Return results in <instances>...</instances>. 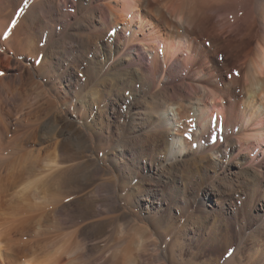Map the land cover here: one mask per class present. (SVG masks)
Instances as JSON below:
<instances>
[{
  "label": "bare ground",
  "instance_id": "6f19581e",
  "mask_svg": "<svg viewBox=\"0 0 264 264\" xmlns=\"http://www.w3.org/2000/svg\"><path fill=\"white\" fill-rule=\"evenodd\" d=\"M12 13L22 17L9 40L2 39L4 49L28 55L36 50L46 55L62 46L65 57L56 63L54 58H46L38 73L45 69L59 73L58 66L72 59L90 71L89 82L99 77L114 81V86H107L108 95L115 88L114 97L102 96L98 105L108 110L107 116L120 108L126 110L125 123L117 132L119 145L123 147L130 138L131 148H136L138 138L155 136L156 142L151 145L163 155L159 162L171 165L186 150L180 138L184 127L179 129L177 124L189 122L190 112L196 109L204 120L213 119L214 127L207 129L212 141L219 144L212 151L220 156V163H229L241 146L234 157V164L240 166L238 172L247 175L255 188L262 186L264 0H0V34L9 26ZM75 29L83 33L77 42L84 48L81 57L74 55L73 38L58 39V35ZM16 65L18 74L8 76ZM22 67L0 50V264H61L59 253L36 255L31 251L35 242L28 236L34 228L33 217L21 211L31 206H24L30 192H47L44 187H49V183L40 177L41 173L61 170L56 183L63 185V166L65 172H73L78 166L63 163V140L59 139H63V116L52 93L43 92L42 103L30 104L23 114L15 115L14 104L21 102L19 96L24 87L44 88L36 80L38 75ZM52 78L59 87L57 93L63 95L61 75ZM86 86L87 83L81 87ZM193 101L199 105L193 106ZM136 117L143 118L144 130H139L134 122ZM168 123L176 124V128L167 127ZM19 125L24 133L10 136L12 127ZM23 136L25 145L20 143ZM83 138L87 141L85 134ZM250 138L262 148L253 158ZM35 141L48 145L38 151L26 147L23 158L17 157L19 151ZM34 158L43 172L33 180L24 179L23 172L31 174L35 168ZM15 205L23 209H17L23 213H17L20 217L16 216L17 211L12 217L4 216L6 212L2 215L3 207L16 210ZM140 230L145 236L141 235L135 248L109 253V257L120 264L161 262L160 248H153L147 258V246L157 243V239L146 238L151 235L148 228Z\"/></svg>",
  "mask_w": 264,
  "mask_h": 264
},
{
  "label": "rangeland",
  "instance_id": "374dc122",
  "mask_svg": "<svg viewBox=\"0 0 264 264\" xmlns=\"http://www.w3.org/2000/svg\"><path fill=\"white\" fill-rule=\"evenodd\" d=\"M12 15L9 26L0 34V50L14 63L31 69L38 75L36 80L44 85L41 89L24 87L19 96L21 102L14 104L17 113L14 114L21 115L30 104L42 103L43 92L52 93L63 116V139L59 137L63 140V161H66L63 163L78 166L73 172H65L66 166H63V185L56 183L61 170L40 174L42 165L35 158L31 174L23 172L24 179L33 180L40 174L49 183V187H44L47 192H30L26 200L29 204L24 206H31L21 211L33 217L31 227L34 228L28 236L35 242L32 252L36 255L59 253L61 264H120L112 260L109 253L135 248L139 238L145 236L140 230L143 227L151 232L146 238L157 239L158 243L147 246V258L153 254V248L161 251L163 260L155 264H264V182L255 188L247 175L238 172L240 166L234 164V157L241 146L229 163L221 164L220 156L212 151L219 144L212 141L208 131L209 127H214L213 119L204 120L195 109L190 112L189 122L183 120L184 125L177 124L179 129L184 127L180 138L186 149L179 161L168 166L159 162L163 155L157 153L159 147L155 151V146L151 145L156 142L155 136L138 138L136 148H131L128 138L122 147L116 140L120 126L125 123L126 110L120 108L107 116L105 111L108 110L98 105L102 96L114 97L115 88L107 94V86H114V81L110 77H99L89 82L90 71L77 66L72 59L65 64L61 60L59 73L53 69L38 73L46 58H54L56 63L65 57L62 46L46 55L36 50L28 55L4 49L2 39L9 40L12 29L22 17ZM82 34L75 29L58 35V39L73 38L74 55L81 57L84 48L77 42ZM18 67L13 66L8 76L18 74ZM55 74L63 79V95L57 93L59 87L51 81ZM86 83V87H81ZM195 102L192 105L196 107L199 103ZM22 103L26 104L25 109ZM134 122L139 130L145 129L142 117H136ZM171 126L176 128V124ZM14 127L10 136L24 133V129H20L22 125ZM172 131L176 134V130ZM252 139H249L254 145L249 152L251 158L262 149ZM24 142L23 136L20 143L25 145ZM46 145L47 142L44 145L37 141L29 143L17 157L23 158L26 147L38 151ZM14 207L16 210L3 207L7 210L2 208V215L6 212L4 216L12 217L17 211L16 216L20 217L17 214L20 206ZM19 259L25 261L23 256Z\"/></svg>",
  "mask_w": 264,
  "mask_h": 264
}]
</instances>
